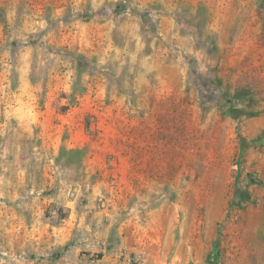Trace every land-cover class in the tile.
Listing matches in <instances>:
<instances>
[{
	"label": "rangeland",
	"instance_id": "1",
	"mask_svg": "<svg viewBox=\"0 0 264 264\" xmlns=\"http://www.w3.org/2000/svg\"><path fill=\"white\" fill-rule=\"evenodd\" d=\"M0 264H264V0H0Z\"/></svg>",
	"mask_w": 264,
	"mask_h": 264
}]
</instances>
